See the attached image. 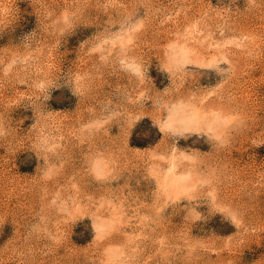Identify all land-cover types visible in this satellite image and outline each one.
<instances>
[{"label": "rangeland", "instance_id": "1", "mask_svg": "<svg viewBox=\"0 0 264 264\" xmlns=\"http://www.w3.org/2000/svg\"><path fill=\"white\" fill-rule=\"evenodd\" d=\"M0 264H264V0H0Z\"/></svg>", "mask_w": 264, "mask_h": 264}]
</instances>
